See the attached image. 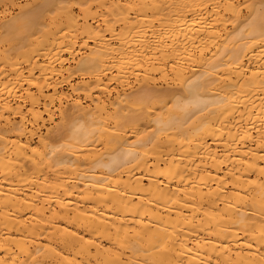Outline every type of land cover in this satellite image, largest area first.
Instances as JSON below:
<instances>
[{
	"label": "bare ground",
	"instance_id": "bare-ground-1",
	"mask_svg": "<svg viewBox=\"0 0 264 264\" xmlns=\"http://www.w3.org/2000/svg\"><path fill=\"white\" fill-rule=\"evenodd\" d=\"M0 264H264V0H0Z\"/></svg>",
	"mask_w": 264,
	"mask_h": 264
}]
</instances>
